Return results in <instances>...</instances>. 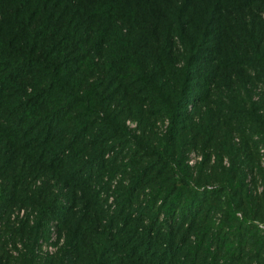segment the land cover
<instances>
[{
	"label": "trees",
	"instance_id": "obj_1",
	"mask_svg": "<svg viewBox=\"0 0 264 264\" xmlns=\"http://www.w3.org/2000/svg\"><path fill=\"white\" fill-rule=\"evenodd\" d=\"M262 149L264 0H0V264H264Z\"/></svg>",
	"mask_w": 264,
	"mask_h": 264
},
{
	"label": "rangeland",
	"instance_id": "obj_2",
	"mask_svg": "<svg viewBox=\"0 0 264 264\" xmlns=\"http://www.w3.org/2000/svg\"><path fill=\"white\" fill-rule=\"evenodd\" d=\"M128 124H129L131 127H133V126L136 127L135 124L132 123V122H129ZM192 159H193V161H191V164H194V162H195V160H196L195 155L192 157ZM16 214L20 216L19 218H22L23 212H22V213L19 212V213H16ZM51 225H52V227H54V224H53V223H52ZM44 249H46L47 251H53V250H55V248H54V247L51 248V247L49 246V244H45Z\"/></svg>",
	"mask_w": 264,
	"mask_h": 264
},
{
	"label": "built area",
	"instance_id": "obj_3",
	"mask_svg": "<svg viewBox=\"0 0 264 264\" xmlns=\"http://www.w3.org/2000/svg\"><path fill=\"white\" fill-rule=\"evenodd\" d=\"M262 152L264 153V149H262ZM263 161H264V158H263ZM260 226H261L262 228H264V225H263V224H260Z\"/></svg>",
	"mask_w": 264,
	"mask_h": 264
}]
</instances>
